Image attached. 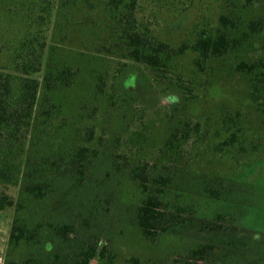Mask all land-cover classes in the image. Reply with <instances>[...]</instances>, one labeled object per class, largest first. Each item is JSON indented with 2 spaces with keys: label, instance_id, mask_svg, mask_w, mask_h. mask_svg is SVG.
<instances>
[{
  "label": "trees",
  "instance_id": "trees-1",
  "mask_svg": "<svg viewBox=\"0 0 264 264\" xmlns=\"http://www.w3.org/2000/svg\"><path fill=\"white\" fill-rule=\"evenodd\" d=\"M140 2L19 0L0 11V213H14L5 264H115L108 232L112 215L128 213V184L141 196L130 232L161 257L152 264H233L248 245L249 182L193 167L205 144L220 158L243 149L231 113L223 129L201 128L197 79L215 78L264 18L230 10L178 46L155 34ZM237 72L264 114V53ZM62 204L71 214L57 215Z\"/></svg>",
  "mask_w": 264,
  "mask_h": 264
},
{
  "label": "rangeland",
  "instance_id": "rangeland-1",
  "mask_svg": "<svg viewBox=\"0 0 264 264\" xmlns=\"http://www.w3.org/2000/svg\"><path fill=\"white\" fill-rule=\"evenodd\" d=\"M5 1L7 2L6 7L3 5ZM14 1L18 2L19 0H0V11H9L10 4ZM140 3L143 10L142 14L150 20V24L155 28V34L178 46L184 42H191L196 33L202 29H217L220 16L230 10L235 11L245 21L264 18L263 1L256 2L247 8L239 0H142ZM7 53L8 51H6V55ZM263 53L264 29L254 39H251V44L249 42L240 51L227 56L221 62L223 70L219 68L217 76L209 78V83L207 76L203 78L199 76L197 79V86H200V103L196 109V114L202 123L204 122L201 128L207 123L208 135L223 129L225 123H223L222 115L228 112L236 118V126L241 127L242 130L243 149H240L242 150L240 154L228 152L230 155L220 158L213 153L210 145L205 144L201 149L202 152L206 151L205 155L202 156L200 153L198 158L200 163L191 164L195 168L204 167V170L215 167L218 173L224 176L235 178L240 175V177H244L242 179L249 182L251 207L248 208L247 214L242 220V235L250 241H247L248 245L245 243L236 252L233 264H264V114L258 110V105L253 103L249 97V79L237 72L239 63L254 61ZM189 61L188 56H186L183 64L187 65ZM146 75L151 77V73L148 71H146ZM133 80V84H136L135 78ZM138 90L139 92L143 91L144 95L147 96V87H142V89L139 87ZM164 103L167 101L163 100ZM208 138L210 139V136ZM193 156V159H196L195 153ZM242 179L236 180L237 183ZM181 181L186 182L187 179L183 177ZM122 194V198L124 197V201L128 203L125 207L129 211L126 210L128 212L126 214L122 212L120 217L114 218L112 215L113 228L112 231L108 232L110 233L108 237L118 255L115 264H152V259L159 262L161 257L153 258L154 247L142 242L141 235L136 236L133 231L130 232L128 221L135 214L129 204L134 203V201L137 203L140 200L138 188L135 184H128ZM114 200V204L119 209L121 199L116 196ZM64 206L62 204L56 208L57 215L71 214L70 211L73 209L64 208ZM13 216V212L0 213V264H5L8 253ZM90 230L92 234L97 236H104L106 232L100 226H93ZM179 237L178 235H171L169 240L175 242ZM165 246L161 247L164 249ZM243 252L245 253L242 254ZM159 256H163V254ZM133 259H137V262H134ZM166 262L168 260H165L164 264ZM92 264H96L95 261H92Z\"/></svg>",
  "mask_w": 264,
  "mask_h": 264
}]
</instances>
